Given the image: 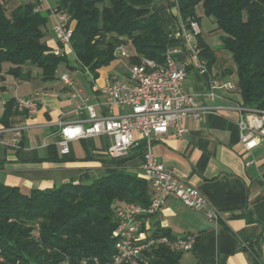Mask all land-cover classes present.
Wrapping results in <instances>:
<instances>
[{"label": "crops", "instance_id": "1", "mask_svg": "<svg viewBox=\"0 0 264 264\" xmlns=\"http://www.w3.org/2000/svg\"><path fill=\"white\" fill-rule=\"evenodd\" d=\"M3 1L9 12L33 3L39 11L49 14L46 42L52 50L61 48L67 62L61 63L65 68L51 80L45 79L43 71L34 66H26L21 78L7 73L10 64L8 69L3 67L0 118L7 104L17 98L36 100L39 111L30 116L16 107L8 120L10 127L24 125L26 129L19 143L12 142L10 134H5L4 142L0 143V182L30 194L33 190L52 189L67 183L91 184L118 165L145 180L142 170L145 143L138 135L137 145L119 159L108 156L113 139L107 135L73 141L67 156L61 154L58 146L60 123L89 124L86 111L82 116L75 113L71 89L61 76L69 74L75 80L82 98L87 105L95 107L99 117L123 115L131 110L110 107L103 88L114 77L129 80L131 60L115 58L95 75L79 61L72 46L64 47L56 39L52 30L55 4L52 6L49 0H21L23 4L19 0ZM150 10L160 17L170 37L169 49L180 50L173 59L186 68L184 88L195 96L199 105L211 108L201 120L185 118L182 137L178 138L170 129L154 140V155L167 169L199 189L221 220L212 222L204 212L193 210L170 196L158 213L145 217L143 232L146 236L166 232L172 240L196 236L195 248L182 253L180 264H264V147L247 150L240 142L241 114L237 106L244 104L237 91L215 90L214 99L210 96L213 80L237 83L235 63L227 51L220 49L223 34L218 31L215 19L197 7L199 36L215 53L212 68L202 71L194 60L192 46L183 39L178 0H154ZM216 31L220 33L219 39L212 36ZM195 43L198 45L197 38ZM201 61L207 64V60ZM5 128L9 127L0 123V129ZM145 181L153 200L154 191Z\"/></svg>", "mask_w": 264, "mask_h": 264}, {"label": "trees", "instance_id": "2", "mask_svg": "<svg viewBox=\"0 0 264 264\" xmlns=\"http://www.w3.org/2000/svg\"><path fill=\"white\" fill-rule=\"evenodd\" d=\"M53 1L74 30L76 57L93 74L109 65L123 44L133 51L132 64L143 58L166 63L170 37L150 10L154 0ZM200 5L223 34L222 47L235 63L244 106L264 112V0H178L183 21L198 22ZM48 25L49 14L36 11L33 3L10 12L0 5V74L9 63L7 73L16 78L26 66L41 69L47 80L55 77L67 60L48 46ZM197 40L199 57L211 69L215 53L201 36ZM16 107L15 100L7 104L0 123L10 127ZM128 203L148 208L152 198L147 182L121 165L91 184L67 183L30 194L0 182V264H94L95 258L108 264L118 253L116 207ZM145 257L150 264H180L182 253L161 246L147 250Z\"/></svg>", "mask_w": 264, "mask_h": 264}, {"label": "built area", "instance_id": "3", "mask_svg": "<svg viewBox=\"0 0 264 264\" xmlns=\"http://www.w3.org/2000/svg\"><path fill=\"white\" fill-rule=\"evenodd\" d=\"M0 5H4L3 0H0ZM38 10L36 8V11ZM53 16L55 21L52 30L56 39L62 46L70 47L74 30L69 25V18L56 10ZM182 32L185 42L192 46L197 67L202 71L207 70V64L199 57L198 46L196 43L193 44L201 34L199 23L190 19L183 21ZM179 52V49H169L164 65L143 58L140 63L130 66L129 80L123 81L114 77L103 88L106 102L110 107L120 106L131 110L123 115L99 117L95 107L87 105L82 98L75 80L69 74L61 76V80L71 89L70 99L75 105V113L82 116L86 111L89 123L88 126L84 125V121L59 124L61 130L58 146L63 156L70 154L73 141L93 136L107 135L113 139L112 145L108 148V156L111 159H119L129 154L138 143L137 135L145 143L142 170L145 180L154 191V198L148 208L131 203L116 207L118 227L114 237L119 241L118 253L108 264H150L145 252L155 247L164 246L177 253L189 252L195 248L196 236L172 240L166 235L146 236L143 232L145 217L158 213L170 196L177 197L182 204L193 210L204 212L212 222L217 223L221 220L220 214L206 196L174 171L167 169L153 152L154 140L166 135L170 129L174 130L178 138L182 137L185 132L182 122L185 118L201 120L211 109L199 105L195 96L184 88L186 68L173 59V55ZM52 53L55 56L65 55L61 48L52 50ZM114 56L121 60H131L133 53L128 46L120 45L116 48ZM215 90L236 92L238 86L232 81L213 80L210 95L212 99L215 97ZM16 106L19 111L30 116L39 111L38 102L30 98H17ZM237 110L241 114L239 127L242 145L247 150H253L258 146L264 147V112L244 105L237 106ZM25 129L24 125L0 129V143L4 142L5 134L11 135L12 142L19 143ZM35 237H40L39 232ZM93 262L102 264L98 258ZM86 263L87 261H84V264Z\"/></svg>", "mask_w": 264, "mask_h": 264}, {"label": "rangeland", "instance_id": "4", "mask_svg": "<svg viewBox=\"0 0 264 264\" xmlns=\"http://www.w3.org/2000/svg\"><path fill=\"white\" fill-rule=\"evenodd\" d=\"M21 0H19V3H25V2H20ZM50 1V4L52 5V6H54V1L53 0H49ZM198 8L199 9H201L202 10V6L200 5V6H198ZM49 23H50V21H49ZM213 38H216V39H219V37H220V33L219 32H215L213 35ZM193 44H195V41L193 42ZM124 45V44H123ZM220 49L221 50H223V51H225L224 49H223V47L222 46H220ZM3 67H4V69H8V67H9V63H5L4 65H3ZM65 68V64H61L60 66H59V68H58V70H57V76L58 75H60V73L62 72V70L61 69H64Z\"/></svg>", "mask_w": 264, "mask_h": 264}]
</instances>
